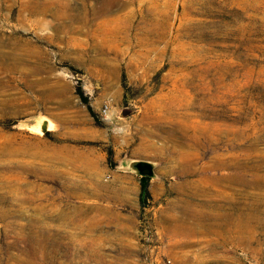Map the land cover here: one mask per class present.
<instances>
[{
  "label": "rangeland",
  "instance_id": "obj_1",
  "mask_svg": "<svg viewBox=\"0 0 264 264\" xmlns=\"http://www.w3.org/2000/svg\"><path fill=\"white\" fill-rule=\"evenodd\" d=\"M0 264H264V0H0Z\"/></svg>",
  "mask_w": 264,
  "mask_h": 264
},
{
  "label": "trees",
  "instance_id": "obj_2",
  "mask_svg": "<svg viewBox=\"0 0 264 264\" xmlns=\"http://www.w3.org/2000/svg\"><path fill=\"white\" fill-rule=\"evenodd\" d=\"M77 94L79 95L82 103L87 105V109H88L89 113L91 115H93V111H92L91 107L89 106L88 99L84 95V93L80 87H77ZM109 160H111V156H109ZM148 180H149V178L145 177V176L141 177V179H140V201L142 204H144L145 201L150 197V193L148 190V186H149Z\"/></svg>",
  "mask_w": 264,
  "mask_h": 264
},
{
  "label": "water",
  "instance_id": "obj_3",
  "mask_svg": "<svg viewBox=\"0 0 264 264\" xmlns=\"http://www.w3.org/2000/svg\"><path fill=\"white\" fill-rule=\"evenodd\" d=\"M137 169L140 173V175L142 176H150L152 174V170L151 167L149 166V164L145 163V162H140L137 164Z\"/></svg>",
  "mask_w": 264,
  "mask_h": 264
},
{
  "label": "bare ground",
  "instance_id": "obj_4",
  "mask_svg": "<svg viewBox=\"0 0 264 264\" xmlns=\"http://www.w3.org/2000/svg\"><path fill=\"white\" fill-rule=\"evenodd\" d=\"M52 127H53V125H51V126H50V128H52ZM50 128H49V129H47V130H50Z\"/></svg>",
  "mask_w": 264,
  "mask_h": 264
}]
</instances>
